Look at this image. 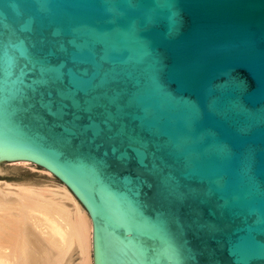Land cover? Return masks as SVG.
<instances>
[{"label": "water", "instance_id": "water-1", "mask_svg": "<svg viewBox=\"0 0 264 264\" xmlns=\"http://www.w3.org/2000/svg\"><path fill=\"white\" fill-rule=\"evenodd\" d=\"M13 34L0 162L72 189L94 264H264V0H0V36ZM33 46L67 61L75 90L105 93L116 126L67 124L16 63Z\"/></svg>", "mask_w": 264, "mask_h": 264}, {"label": "bare ground", "instance_id": "bare-ground-1", "mask_svg": "<svg viewBox=\"0 0 264 264\" xmlns=\"http://www.w3.org/2000/svg\"><path fill=\"white\" fill-rule=\"evenodd\" d=\"M5 164L38 168L19 160L0 162V172ZM41 170L49 179L41 185L0 182V264H94L91 214L64 181Z\"/></svg>", "mask_w": 264, "mask_h": 264}, {"label": "snow or ice", "instance_id": "snow-or-ice-1", "mask_svg": "<svg viewBox=\"0 0 264 264\" xmlns=\"http://www.w3.org/2000/svg\"><path fill=\"white\" fill-rule=\"evenodd\" d=\"M9 41V52L16 49V44L24 39L22 34H13L5 37L0 36V40ZM32 55L37 57L34 63L23 62V57H17L16 63L23 64L20 71L26 76H31L34 80L43 82L51 88V99L48 103L61 114V118L73 129L83 131L89 124L100 125L101 129L111 130L116 126L118 117L116 116V105L105 99L106 94L101 93L97 97L82 94L80 90H75L69 78L67 61L56 59L52 54L42 47L33 46ZM74 68V67H73ZM27 69V71H26ZM39 95V91L35 90ZM70 92L75 97L77 110H73L61 103L56 104V99H63L65 92ZM29 99H33L29 95Z\"/></svg>", "mask_w": 264, "mask_h": 264}, {"label": "rangeland", "instance_id": "rangeland-1", "mask_svg": "<svg viewBox=\"0 0 264 264\" xmlns=\"http://www.w3.org/2000/svg\"><path fill=\"white\" fill-rule=\"evenodd\" d=\"M4 168L0 172V182H6L9 184H14V183H25L29 182L31 183L32 181L36 183L37 185H41V181H48L47 179V174L44 173L41 169L39 168H34L32 166H24L20 165L17 166L15 169L12 166H7L6 164L3 165ZM44 173V174H43ZM40 184H39V182ZM32 182V183H33ZM43 183V182H42ZM75 256L73 257L74 260L78 261V255L75 253Z\"/></svg>", "mask_w": 264, "mask_h": 264}]
</instances>
